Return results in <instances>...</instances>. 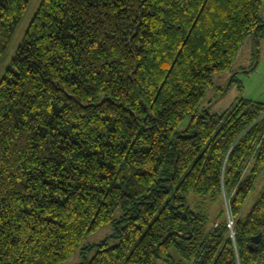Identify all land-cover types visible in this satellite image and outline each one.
Here are the masks:
<instances>
[{
  "label": "trees",
  "instance_id": "16d2710c",
  "mask_svg": "<svg viewBox=\"0 0 264 264\" xmlns=\"http://www.w3.org/2000/svg\"><path fill=\"white\" fill-rule=\"evenodd\" d=\"M30 2L0 0V61ZM263 5L43 0L0 80V264H63L106 225L79 264H264V102L199 110Z\"/></svg>",
  "mask_w": 264,
  "mask_h": 264
},
{
  "label": "rangeland",
  "instance_id": "374dc122",
  "mask_svg": "<svg viewBox=\"0 0 264 264\" xmlns=\"http://www.w3.org/2000/svg\"><path fill=\"white\" fill-rule=\"evenodd\" d=\"M43 0H31L29 7L24 15L23 20L17 27L5 56L0 61V80L12 57L15 55L17 48L22 43L25 33L29 28L35 14ZM261 17L264 21V5L261 11ZM250 99L254 101L264 102V35L260 38L258 52L255 51L254 36H248L243 41L235 61L230 70L219 72L213 77V85L206 88L205 97L199 106V110L206 109L211 114H220L228 111L238 99ZM260 185L252 196L251 202L247 209L260 191ZM211 197H196L191 199L194 209L209 214L211 224H216L218 216L221 212V201L213 203ZM120 214H117V218ZM233 223L230 221L228 225L232 228ZM114 226L106 225L96 233L87 237L81 248L75 252L69 260L63 264H79L83 262L82 248L90 245L100 244L107 241L109 246L116 245L118 239L114 238ZM99 246H95L86 258L90 260ZM158 264H166L160 260Z\"/></svg>",
  "mask_w": 264,
  "mask_h": 264
},
{
  "label": "water",
  "instance_id": "95a60500",
  "mask_svg": "<svg viewBox=\"0 0 264 264\" xmlns=\"http://www.w3.org/2000/svg\"><path fill=\"white\" fill-rule=\"evenodd\" d=\"M262 241V235L261 234H258L256 236H253L251 238V249H254L253 246L255 245V249H258L259 248V244L261 243Z\"/></svg>",
  "mask_w": 264,
  "mask_h": 264
}]
</instances>
